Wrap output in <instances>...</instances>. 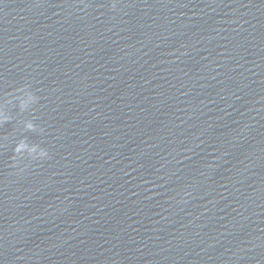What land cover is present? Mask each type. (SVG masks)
I'll use <instances>...</instances> for the list:
<instances>
[{"label":"water","instance_id":"95a60500","mask_svg":"<svg viewBox=\"0 0 264 264\" xmlns=\"http://www.w3.org/2000/svg\"><path fill=\"white\" fill-rule=\"evenodd\" d=\"M0 112V264H264V0H0Z\"/></svg>","mask_w":264,"mask_h":264},{"label":"clouds","instance_id":"9594fccd","mask_svg":"<svg viewBox=\"0 0 264 264\" xmlns=\"http://www.w3.org/2000/svg\"><path fill=\"white\" fill-rule=\"evenodd\" d=\"M3 117V113L0 112V120H2ZM25 127L31 129L33 126L31 124L30 121L25 122ZM27 150L29 153L33 152L35 150V146L34 145H29L27 144L25 141L21 140L19 143L16 144L15 148H14V152L20 153L23 150ZM39 155L43 156L46 155V153L44 151H41L38 153Z\"/></svg>","mask_w":264,"mask_h":264}]
</instances>
